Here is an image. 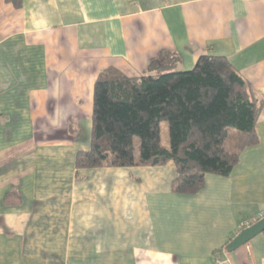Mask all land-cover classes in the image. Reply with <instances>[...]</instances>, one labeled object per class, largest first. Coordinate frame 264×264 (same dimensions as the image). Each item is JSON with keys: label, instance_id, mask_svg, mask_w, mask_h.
<instances>
[{"label": "crops", "instance_id": "0c3cea01", "mask_svg": "<svg viewBox=\"0 0 264 264\" xmlns=\"http://www.w3.org/2000/svg\"><path fill=\"white\" fill-rule=\"evenodd\" d=\"M167 53L230 61L262 103L257 144L195 194L172 191L174 162L78 170L100 73ZM260 215L264 0H0V264H264V232L228 250Z\"/></svg>", "mask_w": 264, "mask_h": 264}, {"label": "trees", "instance_id": "16d2710c", "mask_svg": "<svg viewBox=\"0 0 264 264\" xmlns=\"http://www.w3.org/2000/svg\"><path fill=\"white\" fill-rule=\"evenodd\" d=\"M9 2L16 8L23 4ZM177 62L167 53L151 62L148 75L130 78L116 68L100 73L91 144L77 153L78 170L174 162L172 191L177 194L198 193L207 174H231L244 149L258 142L262 103L226 57L203 55L188 71L178 70ZM163 122L169 128L168 147L160 142ZM18 196L9 193L7 203H19Z\"/></svg>", "mask_w": 264, "mask_h": 264}, {"label": "water", "instance_id": "95a60500", "mask_svg": "<svg viewBox=\"0 0 264 264\" xmlns=\"http://www.w3.org/2000/svg\"><path fill=\"white\" fill-rule=\"evenodd\" d=\"M262 232H264V218L238 234L236 238L229 244L228 250L234 251L238 249L239 247L250 242L254 237Z\"/></svg>", "mask_w": 264, "mask_h": 264}, {"label": "rangeland", "instance_id": "374dc122", "mask_svg": "<svg viewBox=\"0 0 264 264\" xmlns=\"http://www.w3.org/2000/svg\"><path fill=\"white\" fill-rule=\"evenodd\" d=\"M159 130H160V142H161V145L162 146H165V147H168L169 146V135H168V131H169V128H168V125L167 123H161L159 125ZM135 147H136V150L138 152V149H139V139L136 138L135 140Z\"/></svg>", "mask_w": 264, "mask_h": 264}, {"label": "built area", "instance_id": "2783aa9c", "mask_svg": "<svg viewBox=\"0 0 264 264\" xmlns=\"http://www.w3.org/2000/svg\"><path fill=\"white\" fill-rule=\"evenodd\" d=\"M263 218H264V216L263 215H260V217L258 218V220H261ZM220 264H227V263L226 262H221Z\"/></svg>", "mask_w": 264, "mask_h": 264}]
</instances>
